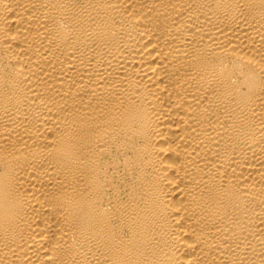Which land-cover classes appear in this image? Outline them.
I'll return each instance as SVG.
<instances>
[{
	"label": "bare ground",
	"instance_id": "6f19581e",
	"mask_svg": "<svg viewBox=\"0 0 264 264\" xmlns=\"http://www.w3.org/2000/svg\"><path fill=\"white\" fill-rule=\"evenodd\" d=\"M0 264H264V0H0Z\"/></svg>",
	"mask_w": 264,
	"mask_h": 264
}]
</instances>
